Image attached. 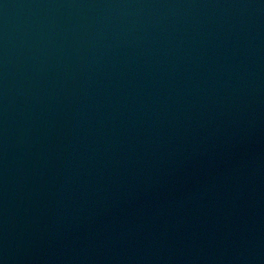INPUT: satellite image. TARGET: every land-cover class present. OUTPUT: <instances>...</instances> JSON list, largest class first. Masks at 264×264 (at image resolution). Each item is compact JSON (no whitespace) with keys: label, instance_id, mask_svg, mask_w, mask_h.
<instances>
[{"label":"water","instance_id":"obj_1","mask_svg":"<svg viewBox=\"0 0 264 264\" xmlns=\"http://www.w3.org/2000/svg\"><path fill=\"white\" fill-rule=\"evenodd\" d=\"M0 264H264V0H0Z\"/></svg>","mask_w":264,"mask_h":264}]
</instances>
